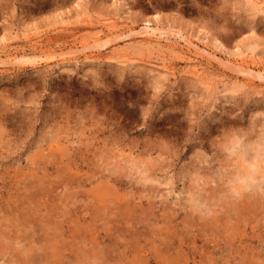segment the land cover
Wrapping results in <instances>:
<instances>
[{"label": "rangeland", "instance_id": "1", "mask_svg": "<svg viewBox=\"0 0 264 264\" xmlns=\"http://www.w3.org/2000/svg\"><path fill=\"white\" fill-rule=\"evenodd\" d=\"M257 71L264 0H0V264H264Z\"/></svg>", "mask_w": 264, "mask_h": 264}, {"label": "bare ground", "instance_id": "2", "mask_svg": "<svg viewBox=\"0 0 264 264\" xmlns=\"http://www.w3.org/2000/svg\"><path fill=\"white\" fill-rule=\"evenodd\" d=\"M142 32H145V33H147V34H150V35H156V36H161L162 34V32H158L157 30H156V28H154V27H151L148 23H146V25L144 26V29L142 30ZM106 44V42H97L96 43V45L97 46H101V47H103L104 45ZM207 53H210V52H207ZM210 54H212V53H210ZM213 55V54H212ZM67 62H69V60H67V59H62V63H67ZM253 65L254 64H257V61L255 60V58H252V62H251ZM240 64H242V65H246L247 66V69H246V71L248 70V71H250L251 69H250V66H249V63L247 62V60L245 59V57H242V62H240ZM246 66H244V67H246ZM247 71V72H248ZM251 71H253V70H251ZM246 72V73H247ZM257 76H259L260 78H262V79H264V73L262 72V71H257V74H256ZM0 117H2L1 115H0ZM1 120V119H0ZM4 122H2L1 124H3ZM237 139V138H236ZM233 142V143H232ZM231 143H232V148H231V150H232V152H242L243 154H245V155H247L249 158H250V160L248 161L249 162V168H247L246 170H245V172L244 173H246L245 175H241L240 176V178L239 179H241V181H242V185L243 186H245V187H249V186H253V184H254V182H255V186H254V189H258V188H262V182L264 181V175L262 174V172H261V170H260V163L262 162V161H264V148L262 147V145L261 144H257L256 146H254V151L253 152H248V146H250V145H248L247 147L245 146V145H243V142H239V140L237 139V140H234V141H232ZM244 144H246V143H244ZM247 145V144H246ZM251 148V147H250ZM249 148V149H250ZM251 150V149H250ZM248 152V153H247ZM264 173V172H263ZM112 197V195L110 196V198ZM113 197H114V195H113ZM113 197L111 198V199H113ZM32 200V199H31ZM115 200V199H114ZM109 201V200H108ZM112 201V200H111ZM110 201V202H111ZM116 201V200H115ZM30 202V201H29ZM33 202V201H32ZM36 208V207H35ZM28 213V212H27ZM231 213V212H230ZM230 213H228V214H230ZM28 215V214H27ZM46 215V214H45ZM45 215H43V216H45ZM30 216V215H29ZM41 217V216H40ZM39 217V218H40ZM38 218V217H37ZM42 218V217H41ZM135 220V219H134ZM29 221V220H28ZM132 222V221H131ZM37 224V223H36ZM35 226V225H34ZM135 229V228H134ZM136 230L137 229H135V230H133V234L135 235L137 232H136ZM132 234V235H133ZM131 236V235H130ZM11 239V238H10ZM20 239V238H19ZM23 239V238H22ZM25 239V238H24ZM16 241H18V240H16ZM39 241H42V239H39ZM114 241V240H113ZM126 241V240H125ZM106 241L105 240H102V242L101 243H105ZM117 242V241H116ZM119 243V242H118ZM20 244V243H19ZM25 244H26V242H25ZM114 244H116V243H114ZM124 244V243H123ZM166 243H164V245H165ZM111 245V244H110ZM110 245H109V247H108V249H107V247H106V249H105V255L107 256V259L109 258V255L111 254V250L109 249V248H112V247H110ZM125 246H126V244H124ZM123 245V246H124ZM169 246H167V244L165 245L168 249L169 248H171L172 246L170 245V244H168ZM24 246V245H23ZM26 246L30 249V250H32L33 249V245L31 244V243H29V245L28 244H26ZM124 246V247H125ZM176 246H178V244H176ZM179 246H181V244H179ZM25 247V246H24ZM163 248L162 247V251L163 252H167V251H169V250H167V248ZM23 248V247H22ZM119 248V247H118ZM180 248V247H179ZM179 248H173L172 250H174V249H179ZM28 249V250H29ZM120 249V250H119ZM118 250H117V248L116 249H114V250H117L116 252H119V251H122L121 250V248H119ZM125 249V248H124ZM166 249V250H165ZM55 250V249H54ZM108 250V251H107ZM171 251V250H170ZM100 252H101V250H100ZM113 252V251H112ZM129 252V251H128ZM136 252V251H135ZM165 252V253H166ZM172 252V251H171ZM171 252L169 253V255H171L170 257H172V255H174V254H171ZM55 253H56V251H55ZM123 253V252H122ZM172 253H176V252H172ZM28 254H29V252H28ZM116 254V253H115ZM118 255H119V253H117ZM121 254V253H120ZM125 254V253H124ZM168 254V253H167ZM124 256H126V255H124ZM102 257H105L104 255H102ZM119 257H120V255H119ZM169 257V256H168ZM176 257V256H175ZM121 258V257H120ZM164 258V257H163ZM106 259V258H105ZM106 259V260H107ZM147 260V259H146ZM174 260V259H173ZM160 264V263H159Z\"/></svg>", "mask_w": 264, "mask_h": 264}, {"label": "clouds", "instance_id": "3", "mask_svg": "<svg viewBox=\"0 0 264 264\" xmlns=\"http://www.w3.org/2000/svg\"><path fill=\"white\" fill-rule=\"evenodd\" d=\"M254 186H255V182H254L253 186H249V187H247V188L245 189V191H249V192L253 191V190H254ZM257 190H264V189H257Z\"/></svg>", "mask_w": 264, "mask_h": 264}]
</instances>
